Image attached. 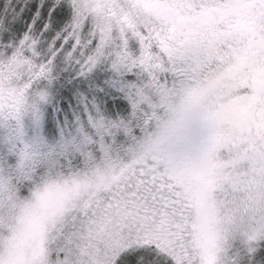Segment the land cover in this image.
Segmentation results:
<instances>
[{
  "label": "snow or ice",
  "instance_id": "1",
  "mask_svg": "<svg viewBox=\"0 0 264 264\" xmlns=\"http://www.w3.org/2000/svg\"><path fill=\"white\" fill-rule=\"evenodd\" d=\"M0 264H264V0H0Z\"/></svg>",
  "mask_w": 264,
  "mask_h": 264
}]
</instances>
